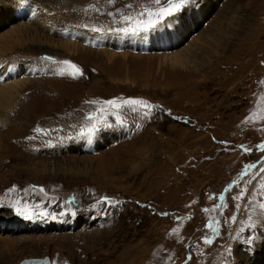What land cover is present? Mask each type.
Wrapping results in <instances>:
<instances>
[{"label":"rangeland","instance_id":"obj_1","mask_svg":"<svg viewBox=\"0 0 264 264\" xmlns=\"http://www.w3.org/2000/svg\"><path fill=\"white\" fill-rule=\"evenodd\" d=\"M13 2L0 35L26 83L0 123V264H264V0L161 19L169 0Z\"/></svg>","mask_w":264,"mask_h":264},{"label":"bare ground","instance_id":"obj_2","mask_svg":"<svg viewBox=\"0 0 264 264\" xmlns=\"http://www.w3.org/2000/svg\"><path fill=\"white\" fill-rule=\"evenodd\" d=\"M14 3L15 2L10 4L8 8L6 6L0 7V11L3 10V12H0V26L6 22V19H5L6 15L4 14V12L8 11L9 8ZM19 7H24V5L19 6ZM22 9L23 8H17V10H22ZM4 29H5V27H4ZM87 33H88V35L90 34L91 38L87 39L86 42H84V43H88L90 45H95V46L108 45V43H106V40L100 39L98 37V35L91 33V32L90 33L87 32ZM70 36L71 37H77V36H73V35H70ZM156 36H159V35L157 34ZM160 36H161V38H163L162 35H160ZM161 38H159V39H161ZM17 39H18V41H16V39L9 41V37L5 36V34L0 35V123H1V126L2 125H8L10 123V119L12 120L13 118H15L14 116H12V112L10 110H8V108L6 107V104H11L12 106H14L15 97H17V96L19 97L21 95L22 89L24 88V85L26 83V82H23L22 80H19V79H17V80L11 79V77H14V75H17L19 73L18 72L19 69L17 68L16 64L19 67L21 65H25V63L22 59L13 58L10 56L7 57L8 53L10 51H12L13 48H15L16 45L20 42V39L19 38H17ZM155 41L153 42L154 45H156ZM119 46H125V47H131V48H142L143 47L141 45L137 46L136 44H125V45H119ZM157 48L158 47H155V49H157ZM191 51H192L191 48L184 51V53H186V57H185V61L183 62V67H185V68L193 66L192 60H190L188 58V56H189L188 53H191ZM9 59L15 61L16 64L11 63V61H9ZM43 66H45V65H43ZM26 70H27L26 71L27 74H25L22 77V79H27L28 77H32V76H39V74H41V73L50 72V70L47 66H45V68H44V67H38V66H34V65H27ZM20 71H21V69H20ZM28 73H30L31 75L27 76ZM18 102H19V100L16 101V103H18ZM79 138L89 139V138H83V137H79ZM75 139H78V138H75ZM74 143H75V141L73 139V140H70L69 142H67V144L65 143L64 145H61L59 148L66 149L65 148L66 145L69 144L68 146H70V147L67 146V149H69V148L73 147ZM89 149H92V148H89ZM258 257H259V255H258Z\"/></svg>","mask_w":264,"mask_h":264},{"label":"snow or ice","instance_id":"obj_3","mask_svg":"<svg viewBox=\"0 0 264 264\" xmlns=\"http://www.w3.org/2000/svg\"><path fill=\"white\" fill-rule=\"evenodd\" d=\"M155 2L158 4V3H160V0H155ZM188 2H189V0H169L168 6L166 8H161L159 10V12L156 14L157 19H161L163 17L173 16L175 13L179 12ZM141 15H143V13ZM148 26L149 27L153 26L152 21L148 22ZM134 31H135V29H134ZM64 63H69V62L65 61ZM73 67H75V65H73ZM77 71H79V69H77ZM106 103L109 105H112V106H117V105H115V102L111 101V100L106 101ZM124 103L142 104L143 102L138 101V100H129V101H125ZM262 207H264V205H262Z\"/></svg>","mask_w":264,"mask_h":264},{"label":"water","instance_id":"obj_4","mask_svg":"<svg viewBox=\"0 0 264 264\" xmlns=\"http://www.w3.org/2000/svg\"><path fill=\"white\" fill-rule=\"evenodd\" d=\"M49 257L46 258H27L20 262V264H47Z\"/></svg>","mask_w":264,"mask_h":264}]
</instances>
